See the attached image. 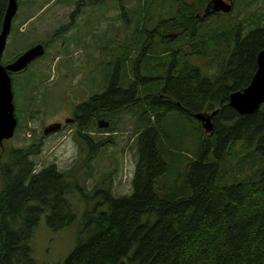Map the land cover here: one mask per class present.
<instances>
[{
	"label": "trees",
	"instance_id": "1",
	"mask_svg": "<svg viewBox=\"0 0 264 264\" xmlns=\"http://www.w3.org/2000/svg\"><path fill=\"white\" fill-rule=\"evenodd\" d=\"M238 1L264 2L237 0L234 8ZM7 3L0 0V35ZM210 3L196 0L192 10L199 13ZM213 16L227 15L207 18ZM199 23L203 21L190 12L180 21L175 17L165 22L161 34L165 40L183 39L189 55H207L210 47L219 46V39L213 41L215 35L222 38L227 34L212 32L214 37L207 39L209 42L197 35L202 43L198 46L191 36L195 30L198 33ZM230 45L231 52L215 61L217 69L212 77L187 62H182L186 66L181 69L171 63L155 77L160 79L150 87L158 86L155 102L151 104L152 97H146L147 106L139 110L138 162L132 193L117 199L109 185L107 191L97 192L98 202L88 205L85 228L81 227L77 247L64 264H264V106L247 116L229 106L230 96L248 87L257 71V57L264 50V27L238 34ZM178 54H184L181 47ZM123 62L129 67L128 59ZM137 83L131 94L113 86L109 98L106 91L92 99L95 105L81 106L90 117L80 122V130H86L92 118L97 120L102 112L108 117L120 108L133 111L135 105L119 103L146 84L140 78ZM117 94L119 99L111 100ZM129 103L135 102L130 98ZM216 109L214 134L202 140L190 121L198 113ZM176 114L185 117L183 125L199 139L200 154L184 176L179 168L182 160L168 150L177 147L178 153L188 155L184 141L194 137L182 132L178 139L171 136L169 125ZM237 145L255 153L258 168L245 181L233 184L222 167ZM36 155L30 150H14L1 167L0 264H39L31 242L43 217L54 233L76 222L68 201L73 185L56 169L34 174L35 164L30 158Z\"/></svg>",
	"mask_w": 264,
	"mask_h": 264
},
{
	"label": "rangeland",
	"instance_id": "2",
	"mask_svg": "<svg viewBox=\"0 0 264 264\" xmlns=\"http://www.w3.org/2000/svg\"><path fill=\"white\" fill-rule=\"evenodd\" d=\"M195 2L196 0H19V17L13 36L8 40L3 59H13L37 43H46L50 48L42 59L33 63L26 73L14 80V103L19 125L14 138L0 146V156L3 155L6 160L10 151L21 149L37 152L38 155L30 158L35 164L36 173L56 169L64 175L67 182L73 184L70 189L73 193L69 195L68 201L76 214V222L58 233L49 228L45 217L41 219L31 242L34 258L39 264H64L67 261L77 247L81 227L85 228L84 214L88 205L92 206L98 202V199H93L98 191L107 190L109 185L117 199L131 195L138 160L134 140L140 137V125L137 124L136 117L122 108L117 109L120 114L112 118L115 127L109 136L91 129L92 133L89 135L95 136L96 145L91 154L85 144H78L74 139V126H68L63 132L44 136L46 126L60 122L58 119L63 116H70L73 108L82 102L78 91L73 90L72 85L86 82V78L79 75L77 70L80 51L70 46L66 48L70 67L67 73H63L60 61L61 46L68 45L71 32H78L74 29L83 25L79 33L83 37H90L89 45L95 47V94L100 92L105 73H112L114 77L111 88L124 86L127 89L131 79V89L126 91L130 94L134 87L138 86L137 79L140 78L146 84L137 88L133 96L124 98L123 104H119L135 105L141 110L147 106V102H144L146 97H152L151 104L155 102L154 92L158 86L150 87L154 82L159 84L160 79L155 80V77L162 75L171 63L177 69L186 66L182 62L190 63L200 68L204 76L212 77L217 69L215 61H220L226 52H231L232 45L229 44L238 34L245 35L253 29L264 27V2L238 1L232 14L213 16L209 19L206 15L209 5L196 13L192 10ZM190 12H193L198 20L207 18L203 23L197 24V34L196 30L193 36L191 31L187 33L196 45L202 44L198 42L197 35H203V39L209 42L207 39L214 37L212 32L227 34L222 35V38L221 34L215 35L213 41L219 39V46L210 47L207 55H189L191 52L187 53L188 45L183 39L165 40L161 34L163 28L160 27L165 22L175 17H179L180 21ZM89 25L93 29L88 31L86 28ZM156 29L159 33L153 32ZM154 34L156 36L147 38V35ZM210 34L211 36H208ZM180 47L184 50L183 55L178 54ZM143 55H146L145 59ZM123 58L128 59L130 70L122 61ZM115 62L118 64H114ZM109 90L107 98L110 97ZM104 93L106 92L100 93L99 96ZM118 96L121 95L112 96L111 100L119 99ZM130 98L135 103H129ZM79 117L89 119L90 114L84 110ZM184 120L182 114L174 115L169 132L177 139L181 132L194 137L187 143L184 141L185 147L189 149L188 155L178 153L177 147L168 150L169 153L173 151L182 160L179 168L183 176L190 169L189 165L196 161V154H200L199 139L185 128ZM178 122H181L182 126H179ZM190 124L197 133L202 134V140L214 134L202 130L194 119ZM85 136L88 137L87 134ZM232 151L226 158L227 164L222 168L227 170V178L231 177L228 182L238 184L240 182L234 181H245L249 173L258 168V160L255 153L248 152L243 145H237ZM1 189L0 171V191Z\"/></svg>",
	"mask_w": 264,
	"mask_h": 264
},
{
	"label": "water",
	"instance_id": "3",
	"mask_svg": "<svg viewBox=\"0 0 264 264\" xmlns=\"http://www.w3.org/2000/svg\"><path fill=\"white\" fill-rule=\"evenodd\" d=\"M232 0H213L207 7V14L210 13H225L232 11ZM18 11L17 0H9L6 15L3 22L2 34L0 36V59L5 50L7 43V36L10 34L11 25L14 16ZM205 12V13H206ZM44 54V47L38 45L21 56L14 65L6 68L0 65V144L5 139L13 137L17 120L14 117L15 106L13 104L14 95L12 92L11 73H18L24 70L33 60L41 57ZM258 70L255 74L250 86L244 90L243 93H236L231 97V107L241 115H251L259 110L264 104V50L258 55ZM211 116L204 114H197L195 118L203 124V128L207 133L214 131ZM103 126H108L107 124ZM61 125H53L49 127L45 134L49 135L61 130Z\"/></svg>",
	"mask_w": 264,
	"mask_h": 264
},
{
	"label": "flooded vegetation",
	"instance_id": "4",
	"mask_svg": "<svg viewBox=\"0 0 264 264\" xmlns=\"http://www.w3.org/2000/svg\"><path fill=\"white\" fill-rule=\"evenodd\" d=\"M68 61L65 62V65H67ZM77 70L79 75H81L83 78H94L93 72L95 70V58L93 57V54L91 55V58L89 59V55L86 54L84 58H80L79 62L77 63ZM82 87L84 86V83H81ZM62 119V117L60 118Z\"/></svg>",
	"mask_w": 264,
	"mask_h": 264
},
{
	"label": "bare ground",
	"instance_id": "5",
	"mask_svg": "<svg viewBox=\"0 0 264 264\" xmlns=\"http://www.w3.org/2000/svg\"><path fill=\"white\" fill-rule=\"evenodd\" d=\"M258 68H259V66H258ZM258 68H257V70H258ZM234 94H236V93H233L231 96H230V101H229V106L231 107V105H230V103H231V97L234 95ZM232 108V107H231Z\"/></svg>",
	"mask_w": 264,
	"mask_h": 264
}]
</instances>
